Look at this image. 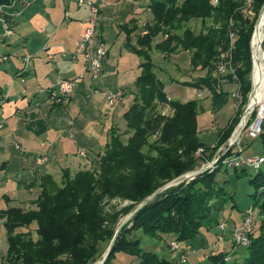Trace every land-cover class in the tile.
Instances as JSON below:
<instances>
[{
	"label": "trees",
	"instance_id": "1",
	"mask_svg": "<svg viewBox=\"0 0 264 264\" xmlns=\"http://www.w3.org/2000/svg\"><path fill=\"white\" fill-rule=\"evenodd\" d=\"M8 1L0 0V3ZM263 4L264 0H255L253 16L248 19L243 17V0H219L215 6L210 0L149 1L152 19L146 25V33L139 38L146 49L135 50L143 58L139 63L141 71L134 80L138 95L123 112L131 133L125 141L111 134L95 168L79 169L74 174L64 169L59 185L51 175H40L35 207L10 205L0 209L8 243L6 258L10 264L90 263L98 255L101 242H109L115 231L116 217L107 218L104 211L106 200L129 199L132 203L123 209H133L160 185L195 166L193 151L198 146L208 148L198 136V102L167 99L154 71L149 53L151 42L158 33H167L155 48L166 53L178 48L189 50L191 66L204 70L190 84L207 87L213 106L222 105L229 92L210 86L218 79L214 65L217 46L228 40V23L232 20L238 28L232 65L245 101L251 87L250 38ZM193 19L202 22L198 31L187 25ZM159 103L169 104L170 111L162 113L157 109ZM241 111L242 104L237 108L238 116L234 115L223 129L222 140L229 135ZM262 127L259 135L264 144V119ZM151 134L156 135L155 154L143 150ZM216 164L213 170H203L187 183L182 180L166 187L135 210L115 235L103 264H127L132 260H137L136 264H179L178 258L172 260L157 250L143 249L141 239L133 232L156 239L171 234L172 240L167 243L170 246L172 241L192 243L202 227L209 230L217 226L220 221L217 213L232 195L216 179V171L223 168L226 172L229 165L222 160ZM232 165L236 172L235 164ZM254 170L248 182L255 186L250 195L258 207V215L253 214V229L248 233L249 242L244 245L246 254L240 264H264V163ZM236 173L243 174L244 170ZM232 243L237 244L233 240ZM228 251L210 252L205 262L238 264V258L231 259L229 255L225 259ZM120 253L128 255L127 262L118 258Z\"/></svg>",
	"mask_w": 264,
	"mask_h": 264
},
{
	"label": "crops",
	"instance_id": "2",
	"mask_svg": "<svg viewBox=\"0 0 264 264\" xmlns=\"http://www.w3.org/2000/svg\"><path fill=\"white\" fill-rule=\"evenodd\" d=\"M19 6L17 2L15 8ZM3 9L9 11L10 7ZM65 10L69 11L67 16ZM88 17V7L77 0H32L20 14L13 15V34H3L0 19V209L10 205L35 207L40 175H51L59 185L64 169L74 174L79 169L95 168L111 133L122 128L120 118L133 102L136 77L125 59L134 60L136 55L141 71L139 63L143 58L135 50L146 49L139 38L151 22L152 12L148 3L139 0L101 3L95 43L103 41L106 51L101 74L96 78L90 77L85 58L77 51ZM162 37L160 33L153 38L149 53L153 62L157 60V78L172 98L171 84L164 82L163 66H178L166 62L162 57L166 52L154 47ZM25 55H30L27 61L23 60ZM80 73L83 79L69 98H49V88L58 78ZM121 75L130 78L131 83L122 86V97L109 105L107 92L117 86H112L107 77ZM54 89L61 94L58 87ZM202 118L198 113V132L203 126ZM40 156L46 158L38 163ZM215 244L218 251L235 249L231 234L228 237L225 232L222 239L214 240L210 250ZM197 249L198 261L203 260L206 253Z\"/></svg>",
	"mask_w": 264,
	"mask_h": 264
},
{
	"label": "rangeland",
	"instance_id": "3",
	"mask_svg": "<svg viewBox=\"0 0 264 264\" xmlns=\"http://www.w3.org/2000/svg\"><path fill=\"white\" fill-rule=\"evenodd\" d=\"M139 1L146 2L149 4L150 0H139ZM148 15H149V12H148ZM87 23L88 22L85 21L84 26H86ZM206 23H209V21H207ZM187 25L191 26L194 31H198L199 29L202 28V22L197 19L193 21H189ZM157 35H160V33H158ZM95 41H96V38L94 39L93 46H95ZM175 52L176 53L170 52V53H167V54L165 53L164 55H162V57L165 58L164 60H166V62L176 63L178 66V68H174L172 64H170V66H166V65L163 66V68L165 69V81L164 82L166 85L171 84L169 85V89H170L173 99L180 100V101H185L189 99L197 100L198 113L199 115H202L203 117L201 119V123L203 126H202V129H200V131L198 132V136L202 141L205 142V144H208V148H205L203 146H198L193 151V156L195 157V166L189 170L199 169L201 167H204V168L198 171L197 173H200L206 169L213 170L214 167H217L216 166L217 161L219 160L223 161V159L225 160V159H228L229 157H232L238 154V151L236 150L237 145L233 146V144H230L229 137L231 136V133L233 129L235 128L236 124L240 120L241 114L243 112V106H242V111L239 113L240 115H239L238 121L232 127L229 135L224 140H222V137L220 138V136L222 135L223 129H225L227 124L230 123V120L234 115L236 117L238 116V112L236 113V111H237V108L239 107V103H237L236 98L233 97L230 93L232 90L236 88L235 83L231 79H228L226 81V80L216 78V81L214 82V84L210 86V88L213 89L214 86L215 88L221 87L223 90L228 91L230 95L228 96V99L224 104L213 106L211 93L210 91H208V89L204 90L201 96H197L199 87H194L192 86V84H190V82L194 80L196 81L197 78L200 76V74L204 72V70H200L199 67L191 66L190 64V54L191 53L189 50L178 48V50H175ZM174 54H177V55L175 56ZM133 57H135L134 60H129L128 58H126L125 60L127 62H130L129 64H131L132 66V70L130 71V73L134 75L136 74L137 76L140 73V70L138 71V64H137L138 61L136 60L137 56L135 55ZM170 57H174V58L171 59ZM156 61L154 62V64L155 63L157 64ZM212 74L214 75V71H212ZM168 77H170L171 79L170 81H167L169 79L166 80V78ZM107 79H109V83L112 86H117V87H122L125 84L131 83V79L128 77H125L124 75H121V78L119 76L118 77L110 76V77H107ZM250 79H251V71H250ZM121 89L123 91V88ZM133 93H134V97L138 95V90L136 86H134L133 88ZM122 95H123V92H122ZM122 95L120 97H122ZM157 109L160 111L164 110L165 112H169L170 106L167 103H159L157 106ZM120 120L122 122L121 123L122 128H120V131H113L111 134H117L122 141H125L128 135L131 133V131L127 129L128 127L123 118V114ZM155 139H156L155 134H151L147 137L146 143L143 146V150L145 152L152 153V154L156 153V151L153 149V147L157 145ZM215 144L216 146L214 147ZM240 145L242 147L241 151L239 152L240 157L248 158L249 156H252V155H260L264 153V144L262 142L260 135L252 139L246 136L244 137L242 136V141ZM198 148H201V150L197 154L196 151ZM229 150H231L232 152L227 155L226 153H228ZM223 163L225 162L223 161ZM235 166L237 168L236 172H240L241 169H243L244 173L238 175L235 172L234 166L232 164L228 166L226 172L225 170H223V168L216 171L217 183L220 186H223L225 190L228 193H231L232 195L231 198H226V201L224 203L222 210H220L217 213L218 220L220 221L226 220L227 222L224 232L226 233L228 237L231 234V231L234 227L233 221H236L240 224L243 220L244 211L247 210L250 206L254 207V209L252 208L254 216L258 215L257 214L258 207L252 202L251 195H250L255 190V186L252 183L248 182L249 176L254 174L255 170L248 163L246 162L242 163L240 159H238V161L235 162ZM196 174L192 175L191 177L187 179H184L183 183H187L190 180H192V178ZM55 177H56V180L58 181V177L57 176ZM59 184H61V182ZM260 199L261 198H259L258 200ZM131 203L132 201H130L129 199H121L119 197L112 198L110 200L105 201L104 211L106 213V216H108L107 218H109V216L111 215L112 216L114 215L116 217V220L114 222L115 229L123 219H125L129 215L126 219V221H128L131 218L132 214L135 212L134 208L137 205L133 209H123L125 206ZM253 223H254V220H253ZM130 225L131 223L128 224V226ZM133 233L135 236H138L141 239V247L143 249L157 250L161 255L168 256L172 260H177L175 258V255H177V252L172 250L171 246L167 245V243L172 240L171 234L164 235L162 239H156V238H153L147 235H143L141 232H138V231H134ZM216 233L219 236L223 235L222 230L219 226V223L217 226H212L209 230H207L205 227H202L199 233L192 240V245H190L188 242L186 243L184 240L179 241L180 245L183 247V252L186 256V259L184 261H179L178 259L177 260L178 263L179 264H208L205 262L207 258V254L210 252L218 251L219 249L218 244H215L212 246L213 251L210 250L211 249L210 245L214 242L215 238L217 237ZM219 239H222V237L221 238L219 237L218 240ZM202 241L206 243H202ZM109 242L107 241L101 242L100 251L98 255L93 261H91L88 264H93L95 261L101 259L104 251L108 247ZM232 246L235 247L234 249L235 253L233 254V252L229 249V251L227 250L228 254L231 256V259L238 258V264H240L243 256L246 254V247L243 244H234V243H232ZM197 248L202 249V251L206 253L204 254L203 260L201 259L200 261H198L195 253L199 254L200 252L198 251ZM7 249H8V243H7V237H6V230L2 224V221H0V264H10L8 259L6 258ZM166 249L168 250V253L163 252ZM117 256L118 258L122 259L123 262H127L126 257H128V255L120 253ZM136 263H137V260H132L128 262L127 264H136Z\"/></svg>",
	"mask_w": 264,
	"mask_h": 264
},
{
	"label": "built area",
	"instance_id": "4",
	"mask_svg": "<svg viewBox=\"0 0 264 264\" xmlns=\"http://www.w3.org/2000/svg\"><path fill=\"white\" fill-rule=\"evenodd\" d=\"M32 0H9L5 3H0V19L1 24L3 27V34L4 35H11L13 34V27H12V19L13 15H18L21 13L22 9L28 5ZM104 0L94 1V0H77L79 5L85 4L89 9V17L86 20L88 23L82 29L80 40L78 43L77 51L82 53L85 58V64L88 73L90 74L91 78H96L101 74L102 71V59L106 51V46L103 41L98 40L93 46L94 39H95V29L97 23L98 12L101 3ZM219 0H210L213 6L218 4ZM255 0H243L242 10H243V17L244 18H252L253 16V5ZM19 2L20 6L15 8L16 3ZM5 6L10 7L9 11H5L3 8ZM264 6V4H263ZM262 6V7H263ZM262 9V8H261ZM261 11V10H260ZM69 11H64V16H67ZM258 18V17H257ZM257 20V19H256ZM256 23V21H255ZM255 23L253 29L255 27ZM238 28L233 24L232 20H229L228 23V40L223 44H219L217 46V57L214 61L216 73L218 79L228 80L231 79L236 88L232 90L230 93L233 97L236 98L237 103L242 104L243 112L241 114L240 120L236 124L235 128L233 129L231 136L229 137V143L237 145L238 154L229 157L228 159H223L225 163L228 165L235 164L238 159L242 163L246 162L251 165L253 168H258L260 165L264 163V153L260 155H252L248 158H243L239 156V152L241 151V141L242 136H246L249 138L257 137L262 131V121L264 119V87L258 91L257 97L253 100L255 95V86L252 78V67H251V87L246 94L245 101H243L244 97L243 94L239 90V82L237 75L234 71L232 65V52L234 48V39L237 34ZM146 30L143 33H146ZM253 33V30H252ZM251 33V34H252ZM164 37L167 36V33L163 34ZM251 49V45H250ZM30 55L23 56V60L27 61ZM252 58V56H251ZM83 79V73L75 75L70 78H58L54 85L49 88V98L52 100H58L62 98H69L73 93L75 86ZM55 87H58L61 94H57L55 92ZM206 87H202L198 89L197 96H201ZM121 87H115L110 89L107 92L106 102L109 105L116 104L120 96L122 95ZM167 99H171V96L167 95ZM165 113V111H161ZM232 138V139H231ZM201 148L197 149V154ZM83 153V152H82ZM45 156H40L37 158V162L41 163L45 160ZM254 207L250 206L247 210L244 211L243 220L240 224L234 225L231 231V239L237 244L247 245L249 242V235L248 233L251 231L253 227V209ZM226 220H221L219 222V226L222 230L226 227ZM221 238L222 236L217 235V238ZM170 246L172 250L177 252V256L179 261H184L186 256L183 252V247L180 245L179 241H172ZM229 258V254L225 256L227 260Z\"/></svg>",
	"mask_w": 264,
	"mask_h": 264
},
{
	"label": "bare ground",
	"instance_id": "5",
	"mask_svg": "<svg viewBox=\"0 0 264 264\" xmlns=\"http://www.w3.org/2000/svg\"><path fill=\"white\" fill-rule=\"evenodd\" d=\"M252 56V78L255 86V95L264 87V6L262 7L250 38ZM232 139V138H231ZM93 264H100V260Z\"/></svg>",
	"mask_w": 264,
	"mask_h": 264
},
{
	"label": "water",
	"instance_id": "6",
	"mask_svg": "<svg viewBox=\"0 0 264 264\" xmlns=\"http://www.w3.org/2000/svg\"><path fill=\"white\" fill-rule=\"evenodd\" d=\"M204 167H201L199 169H193V170H189V171H186V172H183L179 175H177L176 177L172 178L169 182L159 186L158 188H156L150 195H148L145 199H143L141 202H139L137 204V206L134 208V211L136 209H138L140 206H142L144 203H146L147 201H149L150 199H152L158 192H160L161 190H163L164 188L170 186V185H173V184H176L184 179H187L189 177H191L192 175L196 174L198 171H200L201 169H203ZM132 213V212H131ZM129 216V215H128ZM127 216V217H128ZM127 217L125 219H123L119 224L118 226L116 227L115 231H114V234H113V237L112 239L110 240L109 244H108V247L107 249L104 251L101 259H100V264H103L108 252H109V249L111 247V244L113 242V239L115 237V235L117 234V232L119 231L120 227L122 226V224L126 221Z\"/></svg>",
	"mask_w": 264,
	"mask_h": 264
}]
</instances>
